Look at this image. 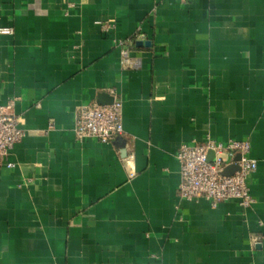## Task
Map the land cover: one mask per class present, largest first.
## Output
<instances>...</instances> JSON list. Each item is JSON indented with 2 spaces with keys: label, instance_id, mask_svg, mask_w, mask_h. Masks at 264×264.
<instances>
[{
  "label": "crops",
  "instance_id": "1",
  "mask_svg": "<svg viewBox=\"0 0 264 264\" xmlns=\"http://www.w3.org/2000/svg\"><path fill=\"white\" fill-rule=\"evenodd\" d=\"M5 28L0 107L27 136L0 162V264H264V0H0ZM140 28L132 70L115 41ZM103 97L124 134L79 140ZM207 136L251 142V209L180 198L179 148Z\"/></svg>",
  "mask_w": 264,
  "mask_h": 264
},
{
  "label": "built area",
  "instance_id": "2",
  "mask_svg": "<svg viewBox=\"0 0 264 264\" xmlns=\"http://www.w3.org/2000/svg\"><path fill=\"white\" fill-rule=\"evenodd\" d=\"M186 2L187 0H177ZM106 31L111 28L104 25ZM0 34L10 35L12 29H0ZM146 34L140 28L134 40H116L121 50L120 64L137 70L142 67V59L133 55L136 43H147ZM13 102L0 107V162L6 160L15 145L27 136L22 128V120L12 111ZM123 102L116 100L110 105L82 106L75 117L74 131L79 140L94 138L103 144L112 143L121 137L124 130ZM55 129L50 121L43 132L48 136ZM213 155V159L209 155ZM180 166L179 196L189 202L206 200L212 207L227 201H237L245 209H251L257 200L252 196L248 184L249 177L258 170V162L251 157V142L248 139L219 141L207 136L204 142L182 144L176 155ZM13 167V164H8ZM237 166L231 175L225 171Z\"/></svg>",
  "mask_w": 264,
  "mask_h": 264
},
{
  "label": "water",
  "instance_id": "3",
  "mask_svg": "<svg viewBox=\"0 0 264 264\" xmlns=\"http://www.w3.org/2000/svg\"><path fill=\"white\" fill-rule=\"evenodd\" d=\"M137 46H138V47H143V46H145V47H149V46H150V42H147V43H145V44L139 42V43H137ZM103 98H104V99L101 100V101L99 102V105H110V104H112L113 101H114L112 98H111V99H108V98H105V97H103ZM237 169H238L237 166H232V167L228 168V169L225 171V174H226V175H231V174H233Z\"/></svg>",
  "mask_w": 264,
  "mask_h": 264
}]
</instances>
